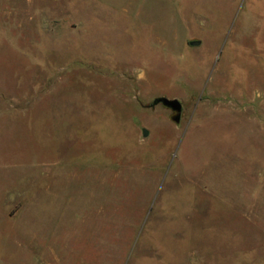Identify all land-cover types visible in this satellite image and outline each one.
<instances>
[{
    "label": "rangeland",
    "instance_id": "obj_1",
    "mask_svg": "<svg viewBox=\"0 0 264 264\" xmlns=\"http://www.w3.org/2000/svg\"><path fill=\"white\" fill-rule=\"evenodd\" d=\"M0 264H264V0H0Z\"/></svg>",
    "mask_w": 264,
    "mask_h": 264
},
{
    "label": "water",
    "instance_id": "obj_2",
    "mask_svg": "<svg viewBox=\"0 0 264 264\" xmlns=\"http://www.w3.org/2000/svg\"><path fill=\"white\" fill-rule=\"evenodd\" d=\"M201 44L200 41H194L192 42V45L194 46H199ZM164 105L165 107L173 110L174 112L177 113V115L175 116L174 120L176 122H180L181 120V114H182V110H183V105L181 103L180 100L178 99H170L168 97H158L154 100L152 106H157V105ZM144 135L147 136L148 135V131L144 130Z\"/></svg>",
    "mask_w": 264,
    "mask_h": 264
}]
</instances>
